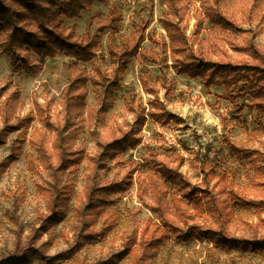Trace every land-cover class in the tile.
Returning <instances> with one entry per match:
<instances>
[{
  "label": "rangeland",
  "instance_id": "374dc122",
  "mask_svg": "<svg viewBox=\"0 0 264 264\" xmlns=\"http://www.w3.org/2000/svg\"><path fill=\"white\" fill-rule=\"evenodd\" d=\"M215 1L186 0L187 35L192 37L196 13ZM253 2L256 15L264 12V0L248 4ZM169 9L168 0H96L78 16L60 15L78 37L87 32L98 37L99 44L83 52L82 59L44 45L45 57L31 48L27 63L17 66L4 50L5 35L0 33V258L27 247L54 256L77 245L75 256L60 264H264V249L255 250L253 244L249 250L218 247L202 235L216 230L237 239L264 240V205H246L264 201V106L257 98L264 95V76L258 86L251 84L246 66L252 63L250 56L232 45L225 50L241 66L226 76L234 77L229 86L218 76L204 83L201 76L177 73L171 45L164 54L163 45L148 39L155 31L156 39L163 35L169 43L162 24ZM114 17L119 19L117 28L100 31ZM146 22L147 39L141 47L164 61L143 63L137 56L127 57L113 105L101 108L103 93L94 83L95 69L113 73L111 37H130ZM205 23L211 26L208 19ZM238 23L242 35H254L264 52V21L240 18ZM191 47L196 50L198 45ZM70 63H77V74ZM163 72L169 88L160 82ZM148 76L159 80V92L148 90L154 86ZM70 85L85 88L86 95L85 107L68 117L65 96L83 93L66 94ZM99 109L109 111L96 124L91 113ZM64 124L74 136L72 149L81 150L83 158L59 167L57 125ZM114 129L134 132L135 145L111 156L99 170L92 169L89 157L101 152L97 137L111 140ZM16 155L11 164L2 163ZM160 162L180 179L166 180ZM154 179L183 202L179 209L172 208L169 197L174 230L159 215L166 205L156 201ZM109 183L104 196L108 202H99L98 188ZM209 195L222 202V216L189 203ZM53 203L66 216L45 224ZM155 230L169 237L158 248H149L158 235ZM100 232L104 235L98 241L81 242Z\"/></svg>",
  "mask_w": 264,
  "mask_h": 264
},
{
  "label": "trees",
  "instance_id": "16d2710c",
  "mask_svg": "<svg viewBox=\"0 0 264 264\" xmlns=\"http://www.w3.org/2000/svg\"><path fill=\"white\" fill-rule=\"evenodd\" d=\"M94 1L96 0H0V33L5 35L3 41L4 50L12 57L17 66L27 63V60L31 57V48L36 50L34 52H37L36 54L39 58L40 56L45 57L47 51L42 49L46 48L43 47L44 45L50 46L55 53L64 51L68 55L82 59L83 52L92 49L93 45H98L99 39L96 36L91 35V37L88 35L89 32L83 37H78L74 30L75 27L67 28L64 21L60 20V15H67L69 17L78 16L82 9H88ZM248 2H251V0H224V4H221L220 1L216 0L213 5L199 10L195 17L197 21L195 23L196 28L194 25L192 37H190L186 32L188 27L187 20L185 19L186 15L188 16L186 0H168L170 9L165 13L162 24L166 29L167 37L170 40L169 43L163 35L161 40L156 39L155 31L149 34L148 39L157 45H163L161 47L164 54L168 52L167 45H171V56L175 60L174 67L177 73H188V75L193 77L201 76L204 83H210L214 77L218 76L228 86L234 77L228 79L226 76L233 72L237 73V68L241 66V64L234 63L230 54L225 50V45H232L237 50L249 54L252 61V63L246 65L250 68V72H252L249 78L251 79V84L258 86V83L263 80L264 76V52L259 48L254 35H247V32L242 35V27L239 26L238 22L240 18L243 22L247 23H252L254 20L263 22L264 12H259L256 15L253 7L255 3L253 2L249 5ZM219 6H222L223 9L219 8ZM206 19L211 24L209 28L206 26ZM118 20L114 17L112 21L103 23L99 27L100 31L107 28L116 29ZM148 25V22L140 24L139 29L134 31L130 37L123 36L120 39L117 36L111 37L108 45L111 63L115 66L113 73L110 74L108 69L104 68L95 69L98 77L94 79V83L101 86L103 93L101 108L113 105L114 94L120 84V74L126 69L128 63L127 57L137 56L143 63L157 64L164 61L154 51L141 47L143 41L147 39L145 30ZM204 30H206L207 37H203ZM239 32L240 34H238ZM194 44L198 45L196 50H193L191 47ZM75 65L77 63H70L69 66L72 69L71 72L77 74L76 71L79 69ZM30 67H32V64H30ZM255 71H258L256 76L253 75ZM168 80L167 73L163 72L160 82L166 88L170 87ZM148 81L154 82L150 76H148ZM156 81L159 83L158 79ZM156 81L153 87H147L148 90L154 93L160 90ZM79 91H83V93H78L79 95L75 97L69 94L65 96L66 115L68 117L73 115L76 109L85 107L84 96L86 95V90L83 87L76 88L75 85H70L66 91V94ZM257 98L259 100L258 104L264 106V95H259ZM108 111L99 109L92 112L91 116L97 124L100 118H103ZM57 131L59 138L55 143V147L59 151V167L64 166L66 163L82 160L83 152L78 149H72L74 136L67 133V125H57ZM136 140L134 132L130 130L120 131L114 129L111 140L98 136L97 143L101 152L89 157L92 169L99 170L111 156L118 154L121 150L130 146H134ZM18 157L19 155H16L12 159L3 161L2 163L11 164ZM159 164L161 165L158 168L163 172L166 180L175 182L180 179V176L176 175L173 169L165 171L162 169L165 164L163 162ZM154 180L153 185L158 192L156 201L159 206L166 205L165 212L159 213V215L163 219L164 224L174 230L177 228V225L175 218L171 215V210L172 208L179 209V206L183 202L178 199L175 192L171 194L162 183L157 182L156 179ZM109 184L99 187L97 194L95 193V198L99 202H108V200L104 199V196L108 194V190L112 186L111 183ZM115 184L119 185V183ZM189 203L194 204L202 210L208 208L210 212H213L217 216L223 215V204L215 195H209L205 201L200 200ZM250 204L252 206L258 204L264 205V201L256 204L249 201L246 205ZM65 216L66 213H64L63 209L53 203L50 204L48 215L43 219V222L45 224L60 222ZM155 232L158 235L149 241L147 244L149 248H158L160 243L166 242L169 237L166 232H160V230H155ZM202 233V235L218 247L249 250L251 244H253L255 250L264 249V240L252 242L246 239H237L230 237L224 231L216 230L202 231ZM103 235L102 232L90 233L81 242L98 241ZM77 248L78 246L76 245L68 251L49 256L44 254L39 248L27 247L21 251H15L8 256L1 257L0 264H35L36 262L41 264H60L74 257ZM116 262L108 260L97 264H117Z\"/></svg>",
  "mask_w": 264,
  "mask_h": 264
}]
</instances>
